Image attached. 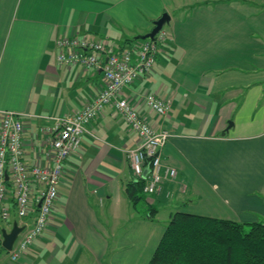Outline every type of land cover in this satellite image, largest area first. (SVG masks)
<instances>
[{"label":"crops","instance_id":"obj_1","mask_svg":"<svg viewBox=\"0 0 264 264\" xmlns=\"http://www.w3.org/2000/svg\"><path fill=\"white\" fill-rule=\"evenodd\" d=\"M164 12L169 36L153 71L122 92L171 133L161 158L178 176L147 194L156 215L137 212L128 197L126 153L139 136L107 105L65 163L49 228L14 260L1 238L0 264H148L171 214L195 200L220 218L264 217V0H0V111L21 113L24 159L44 162L58 119L104 86L102 68L60 64L56 40L105 38L122 50ZM149 93L169 101L166 116L144 102ZM9 204L0 231L17 222L20 238L36 211L19 217Z\"/></svg>","mask_w":264,"mask_h":264},{"label":"built area","instance_id":"obj_2","mask_svg":"<svg viewBox=\"0 0 264 264\" xmlns=\"http://www.w3.org/2000/svg\"><path fill=\"white\" fill-rule=\"evenodd\" d=\"M169 36L162 28L154 39H145L133 47L117 50L107 39L71 35L56 40L57 61L66 66L82 64L84 67L102 68L104 86L83 107L58 119L49 147L44 151L45 161L28 164L25 159L23 132L25 125L21 113L1 110L0 122V221L11 218L10 198L19 217L36 211L34 223L22 237H17L11 250L17 259L49 226V219L58 199L65 163L81 146L88 126L107 105L116 110L139 136V144L127 150L134 179L143 177L146 165L149 173L144 178V192L158 193L165 180L178 174L174 166L165 164L161 150L169 140L168 129H156L130 100L122 95L125 87L151 74L160 44ZM134 55L137 60L133 61ZM144 102L159 116L170 109L167 99L155 93L146 94ZM2 233L0 231V239Z\"/></svg>","mask_w":264,"mask_h":264},{"label":"trees","instance_id":"obj_3","mask_svg":"<svg viewBox=\"0 0 264 264\" xmlns=\"http://www.w3.org/2000/svg\"><path fill=\"white\" fill-rule=\"evenodd\" d=\"M145 183L132 178L126 192L137 212L153 218L157 209L146 200ZM148 264H264V221L175 211Z\"/></svg>","mask_w":264,"mask_h":264},{"label":"water","instance_id":"obj_4","mask_svg":"<svg viewBox=\"0 0 264 264\" xmlns=\"http://www.w3.org/2000/svg\"><path fill=\"white\" fill-rule=\"evenodd\" d=\"M170 20V16L167 12H164L157 20L154 22V27L152 30L144 35H140V39H154L155 35L165 26V24ZM233 122L230 121L229 125ZM149 173V165H146L143 173V177L145 178ZM24 228L19 226L17 222H15L10 230L4 229L2 231V245L5 249L11 250L14 242L17 237L21 233Z\"/></svg>","mask_w":264,"mask_h":264},{"label":"rangeland","instance_id":"obj_5","mask_svg":"<svg viewBox=\"0 0 264 264\" xmlns=\"http://www.w3.org/2000/svg\"><path fill=\"white\" fill-rule=\"evenodd\" d=\"M169 165V164H168ZM172 166V165H171ZM176 168V167H175ZM176 170H177V168H176ZM177 176H178V174H177ZM176 176V177H177ZM175 177H173V179H174ZM161 189H162V187H161ZM57 201V200H56ZM147 202H152L151 200H147ZM209 201L208 200H195V203L194 204H192L193 206H191V205H188L186 208H181L182 210H186V211H195V212H198V213H205V214H208V213H210V210L208 209V207H209ZM58 204V203H57ZM140 208L142 209L143 208V204H141V206H140ZM165 215V211L164 210H162V209H160V214L159 215H157V217H163ZM208 215H210V216H212V214H208ZM167 217V216H166ZM214 217H217V216H214ZM238 221H240V220H238ZM248 222H252L253 220L252 219H249V220H247ZM247 221H245V222H247ZM256 221H264V217H263V215L262 216H260ZM240 222H244V221H240ZM12 228V226L9 228V230ZM48 228H49V226H48Z\"/></svg>","mask_w":264,"mask_h":264},{"label":"bare ground","instance_id":"obj_6","mask_svg":"<svg viewBox=\"0 0 264 264\" xmlns=\"http://www.w3.org/2000/svg\"><path fill=\"white\" fill-rule=\"evenodd\" d=\"M145 40V39H144Z\"/></svg>","mask_w":264,"mask_h":264}]
</instances>
